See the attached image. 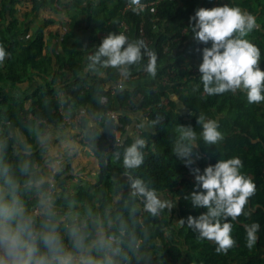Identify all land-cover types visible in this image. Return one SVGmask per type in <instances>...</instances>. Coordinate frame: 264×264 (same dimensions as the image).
I'll return each instance as SVG.
<instances>
[{
    "label": "trees",
    "instance_id": "16d2710c",
    "mask_svg": "<svg viewBox=\"0 0 264 264\" xmlns=\"http://www.w3.org/2000/svg\"><path fill=\"white\" fill-rule=\"evenodd\" d=\"M50 2L54 0H32L28 15H33ZM69 2L74 13L65 39L74 35L78 17L85 11L91 30L90 39L95 44L92 50L86 52L68 50L63 45L65 54L56 55L59 70L55 73L53 58L45 54L44 28L35 29L30 39L24 40L23 36L29 28L21 25L13 13V6L18 0H5L2 3L0 45L8 53L5 60L0 62V141L7 144L5 162L19 175L18 166L25 159L20 142L22 137L31 145L30 159L37 171L41 168L46 151L36 144V130L47 131L50 126L63 124L59 90L65 89L67 111L72 114L85 111L101 119L103 132L88 130L85 136L99 164L100 184L98 182L96 192L101 197L96 199L94 193L80 190L73 199L83 202L84 206H92L101 217H110L113 221L112 231H116L117 225L123 222L126 236L124 256L118 258L119 264H175L181 254V245L191 250L186 253L189 264L195 258L200 264H264V257L258 252L264 247V151H257L258 144L246 139L247 135L264 134V102L249 104L243 90L211 96L205 94L199 67L197 73L193 68L202 63V50L210 48L211 42L205 45L196 41L190 28V17L199 8L211 9L224 4L241 7L256 17L258 27L247 39L260 49V67L264 71V0H140V4H154L139 11H134L136 7L133 6L126 8L131 4L130 0ZM111 32H123L129 40L143 39L147 47L156 52L157 67L161 69L158 80H168L190 116L178 111L176 103L170 100L165 91L150 85L155 78L151 77L150 80V76L142 70L146 58L132 69V75L138 77L132 81L139 83L133 89L123 86L112 88L120 82L115 69H103L96 73L86 71L87 57ZM186 61L192 64L191 68H184ZM98 95L107 96V102L103 105L97 103ZM119 109L142 111L148 123L154 127L153 132H141L147 146L142 150L144 164L139 169L126 170L123 166L125 148L132 142V137L125 134L132 121L124 114L123 118L117 120L107 115L109 111ZM201 114L210 119L226 114L219 119V131L224 139L217 145H208L203 141L202 127L197 120ZM177 125L191 126L196 131L200 146L196 151L203 168L207 162L215 165L219 159L238 157L243 162L242 173L251 177L256 185L255 195L245 208V213L251 214L231 221L236 246L226 254L217 253L215 243L198 239V233L187 225L179 224L181 219L186 220L189 215L198 217L207 209H195L190 199H184L195 189V183L190 169L172 152ZM117 132H121L122 136L115 145ZM116 153L120 154L119 159ZM199 166L197 160L193 167ZM186 174H190L192 179ZM118 175L126 179H115ZM136 177L164 196L169 192L177 198V205L170 214L165 210L160 216L152 217L144 210L141 197H134L129 191L112 205L121 189L130 186L131 179ZM24 179L21 177L22 182ZM21 195L30 209L35 206L34 193L22 192ZM95 200L100 204L99 209L94 204ZM83 210L84 207L81 212ZM175 213L179 217L177 223L173 220ZM251 223H258L260 229L257 244L249 249L244 226Z\"/></svg>",
    "mask_w": 264,
    "mask_h": 264
},
{
    "label": "clouds",
    "instance_id": "9594fccd",
    "mask_svg": "<svg viewBox=\"0 0 264 264\" xmlns=\"http://www.w3.org/2000/svg\"><path fill=\"white\" fill-rule=\"evenodd\" d=\"M139 6L140 0H130ZM139 11L140 8H133ZM258 27L256 17L239 6L199 8L190 17L193 38L211 47L202 50L203 91L207 95L243 90L249 104L264 102V71L260 67V49L247 37ZM8 53L0 45V62ZM146 58L142 70L152 78L157 74L158 56L150 50L143 39L129 40L123 32L109 33L88 57L86 69L96 73L103 69H115L120 82L132 76L134 66ZM107 91V89H105ZM107 96L98 95L97 103L103 105ZM205 144L217 145L224 139L216 119L199 115ZM148 121L142 120L138 127L147 129ZM36 139L49 157L56 155L50 148L51 135L45 130H36ZM196 131L191 127L176 126L172 143L175 157L188 167L195 177V189L184 199L191 200L195 209H207L206 213L181 219L180 225L198 233V239L214 242L217 253H227L236 246L232 236L233 224L245 213L256 185L251 177L242 173L243 162L238 157L219 159L215 165L203 169L193 167L201 157L197 153ZM25 159L18 166L19 175L5 162L7 144L0 141V264H119L124 256L123 244L126 227L123 222L112 231L110 217H101L92 206L78 210L75 201H70L66 211L56 207L57 189L51 176L38 173L30 159L31 145L23 141ZM147 141L142 136H133L125 148L123 166L126 170L139 169L144 164ZM64 149L69 153L78 152L79 146L66 142ZM119 153H116L119 159ZM56 171L54 160L46 161ZM21 177L26 179L21 181ZM132 196L143 200L144 210L152 217H158L165 210L170 214L176 203L166 199L154 187L136 177L130 181ZM22 192L35 195V206L31 209L22 199ZM246 246L252 249L258 242L260 225L251 223L244 226ZM126 258V257H125Z\"/></svg>",
    "mask_w": 264,
    "mask_h": 264
},
{
    "label": "crops",
    "instance_id": "0c3cea01",
    "mask_svg": "<svg viewBox=\"0 0 264 264\" xmlns=\"http://www.w3.org/2000/svg\"><path fill=\"white\" fill-rule=\"evenodd\" d=\"M70 5V4H69ZM22 8V7H19ZM31 7H24L25 11H29ZM52 7H44L42 9H40L38 12H35L33 14V16L35 17H39L40 19L44 16H48L49 21V26L47 29H45V34L48 35L47 38H45L46 40V48H45V54L47 55V57H52L53 61H54V73L56 71H58V65L56 64V55L60 54V55H64L65 51H64V47L63 45H65L67 47L68 50H81L86 52L87 50H92L94 47L95 42H93L90 37H91V30L88 27V21H87V14L84 11L83 15L78 17V24L77 27L74 28L73 30V36L66 38L65 36L66 34L70 31V23H71V17L74 13L73 9L71 7H55L54 9ZM94 9H99V7H93ZM20 9H18L19 11ZM30 15V14H29ZM39 21V20H37ZM20 22V20H19ZM21 23V22H20ZM25 23L21 24L24 25ZM37 24V23H36ZM38 27H36L35 29H37ZM34 29V30H35ZM59 39V40H58ZM56 41H58V43L56 44ZM63 70V69H62ZM60 70V71H62ZM87 71V69H86ZM135 77V76H133ZM62 81L59 80V83H61ZM121 84L125 85L126 88H130L133 89L134 85H137L139 83H136L134 81H131L129 79V81L122 82ZM36 85L33 84V86L31 88H34V86ZM25 86V85H24ZM22 85V87H24ZM109 87V86H107ZM116 86H112V88H114ZM70 89V88H69ZM115 89V88H114ZM59 95L61 97L62 100V113L64 115V122L62 125V128L56 127V126H50L49 129L47 130V132L51 135L52 139L50 141V145L52 146L55 142H57V139L59 138H65V136L69 138V142H72L74 144H76L77 146H79V151L78 152H72L69 153L68 151H66L64 149V147L62 149H58L59 154L60 155H65L67 153L68 156L70 158V161L78 158L77 162L78 164L75 165V168L77 166H82V169L86 167L87 164L91 165L94 167V165L96 164L97 166L96 169L98 171V176H99V164L98 161L92 151V147L89 143L85 144V140L83 141H79L85 138L86 136V132L88 130H93V131H98L100 133L103 132L102 126H101V119L96 117L95 115L89 113V112H77L76 114H72L69 111H67V107H66V99H65V94L66 91L65 89H60L59 90ZM117 108L118 105H116ZM119 111H122L119 109ZM124 112V115H128V117L131 119V125L128 127L127 132L125 134V136H132V133L138 128L137 126L140 124V122L142 120H147V118L145 117V114L142 111H131V110H127V111H122ZM64 125V126H63ZM140 129L142 131H148V132H153L154 131V127L151 126L148 123L147 129H145L144 127H140ZM75 132H78L80 135L77 136L78 140L77 142L73 140V136L75 134ZM74 133V134H73ZM120 135L122 136L121 132H117V138H120ZM59 137V138H58ZM74 141V142H73ZM36 144L41 148L40 144L36 141ZM85 144V145H83ZM89 155V160L91 159V162L89 163H84V161H82L81 163V159H84V154ZM91 157V158H90ZM88 160V158H87ZM71 166V168H70ZM69 170L66 171L64 173V175H69L71 174V172L74 170L72 167V164L68 165ZM164 196V195H163ZM166 197L168 200L172 201L173 204H175V198L172 194H170L169 192L166 194ZM171 196V197H170ZM165 197V196H164ZM173 198V199H172ZM174 222L177 223V221L179 220L178 215L174 216ZM214 243V242H213ZM180 256H179V260L175 263V264H189L190 263V259H188L186 253L187 252H191L190 249H187L185 247V245H181L180 246ZM259 253L262 254L261 257H264V247L260 250H258ZM192 264H200V262H198V259L195 258L193 262H191ZM233 264H236V262H233Z\"/></svg>",
    "mask_w": 264,
    "mask_h": 264
},
{
    "label": "rangeland",
    "instance_id": "374dc122",
    "mask_svg": "<svg viewBox=\"0 0 264 264\" xmlns=\"http://www.w3.org/2000/svg\"><path fill=\"white\" fill-rule=\"evenodd\" d=\"M4 1L5 0H0V8L3 7L2 3ZM31 1L32 0H18V3H16L13 6L14 7L13 13L20 20V22H21L20 24L25 23V25L29 28V31L23 36L24 40L30 39V37L32 36L34 29L36 27H38V28L43 27L45 30L48 28V26L50 24L49 23L50 20L48 19L47 15L42 17L41 19L39 17H35L33 15H28V11H25L24 7H27V8L30 7ZM69 1L70 0H59V1L54 0V2H50V4H48L46 7H52L53 9L55 7H71L69 5L70 4ZM19 7H22V8H19ZM18 9H20V10L18 11ZM37 20H39V21H37ZM47 37H48V35L45 36V38H47ZM57 43H58V41H56V44ZM191 65L192 64L189 61H186L184 68H191ZM199 65H200V63H198L196 65V67L193 68L194 72L197 73V69H198ZM160 71H161V69L159 67H157V74L155 76L154 81L151 80V76L149 77V79L152 82V83L149 82V83H151L150 85L153 86L155 89H160L162 91H165L167 93L168 97L170 98V100H172L176 103V109L178 111L182 112L184 115L190 116V114H187V110L185 109V107L179 101L178 93H176L172 89V85L169 84L168 80L166 78L164 79V81L158 80L157 75H158V73H160ZM133 76H135V75L131 76V78H130L131 81L138 78V77H133ZM60 80H62V79H60ZM127 81H129V80H127ZM127 81H126V83H127ZM119 83H121V82H119ZM188 83H190V82H188ZM117 85L118 84L114 85V86H116V87H114L115 89H117ZM198 85H200V84H198ZM122 86H123V88H126L125 85L122 84ZM164 104L166 105L167 101H165ZM136 105H137V103H136ZM114 111L116 114V118H115L116 120L119 118H123L124 112L118 111V110H114ZM225 116H226V114L216 115V120L218 121V123H219V119L221 117H225ZM58 128H59V126H58ZM60 128H62V125H60ZM141 132H142V130L140 129V127H138L132 133V136H141ZM80 134L78 132H75V134L73 136V140L77 142V140H78L77 136ZM120 139H121V135H120ZM246 139L251 141L252 143L258 144L257 151H259V152L264 151V134H262V135H258V134L247 135ZM68 140H69L68 136L67 137L65 136V138L61 137V138L57 139V142H55L52 146L50 145V148L55 149L56 155L54 157H49V154L46 151L45 152V161H44L43 165L41 166V168H39V170H38L39 174H41L45 177L51 176L53 178L54 183L56 185V189H57L56 207L58 210H62V211L67 210V206H68V203L70 201H75L73 198L76 197V195L79 193L80 190L88 191V193L92 192V194L94 193L96 199L101 197V194L96 192V189H97L98 185L100 184L98 171L95 167L97 165L95 164L93 167V166L87 164V163L91 162V159L89 160L88 153L84 154V159L83 158L81 159V163H82V161H84V163L87 164L86 167L83 169H82L81 164H80V166H77L75 168V165L78 164V162H77L78 158H75V159L70 161L69 157H71L72 155L68 156L67 153L65 155L59 154L58 149H62L64 143L69 142ZM83 140L86 141L85 144H87L89 142L87 140V138H84V139L81 138V140H79V141H83ZM85 144H83V145H85ZM87 158H88V160H87ZM49 159L54 160L58 170L53 171L48 166L46 161ZM84 163H82V164H84ZM69 164H72V167L74 170L71 172V174L64 175V173L69 170V168H68ZM198 164L200 165L199 167L203 172L204 168L202 166L203 164L201 163L200 159L198 160ZM209 165H211V164L207 162V164L204 167L206 168ZM70 168H71V166H70ZM115 179H124L125 180L126 178L121 176V175H118ZM193 181L195 183V177L193 178ZM98 182H99V184H98ZM128 191L130 193L132 192L131 186H128V187H125L124 189H121V191L115 197L114 202H112V205L116 203V201L121 197L122 194H124ZM166 197H168V196L165 195V198ZM178 199H179V197H178ZM75 202L78 206V210L81 211V209H83V207H84V203L80 202V201H78V202L75 201ZM175 203L177 205V198L175 200ZM94 204H95L96 208L99 209L100 204L97 202V200H95ZM176 213H175V215H176Z\"/></svg>",
    "mask_w": 264,
    "mask_h": 264
},
{
    "label": "built area",
    "instance_id": "2783aa9c",
    "mask_svg": "<svg viewBox=\"0 0 264 264\" xmlns=\"http://www.w3.org/2000/svg\"><path fill=\"white\" fill-rule=\"evenodd\" d=\"M154 4V2H151V3H147V4H140L139 6H136V5H132V4H129L126 8L127 9H130L132 6L133 7H138V8H140V9H144V8H146V6H148V5H153ZM125 27V26H124ZM127 27H125V29H126ZM185 31V30H184ZM122 87V84L121 83H119L118 85H117V88H121ZM81 88V86H79V89ZM107 115L110 117V118H113V119H115L116 118V114H115V111H109L108 113H107ZM120 138H117V142L116 143H114L115 145H117L119 142H120ZM186 177H188V178H190V179H192V176L190 175V174H186ZM141 200H142V198H141ZM126 264H130V263H126Z\"/></svg>",
    "mask_w": 264,
    "mask_h": 264
}]
</instances>
